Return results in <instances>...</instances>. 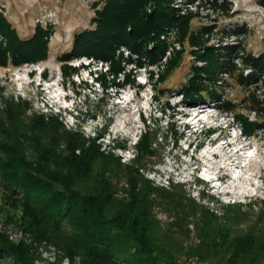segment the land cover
Listing matches in <instances>:
<instances>
[{"label":"trees","instance_id":"16d2710c","mask_svg":"<svg viewBox=\"0 0 264 264\" xmlns=\"http://www.w3.org/2000/svg\"><path fill=\"white\" fill-rule=\"evenodd\" d=\"M103 2L93 19L96 27L77 34L62 61L92 56L108 62L116 79L124 63L160 66L167 48L161 36L176 29L181 42L188 40L203 50L197 56L205 61L204 66H192L188 85L179 90L183 98L206 101L203 80L225 72L244 96L239 104L213 96L220 100V113L231 114L249 137L264 130V53L256 55L242 43L209 46L212 26L193 32L195 16H177L170 0ZM217 4L216 9L230 16L229 3ZM51 32L53 27L37 25L34 35L24 39L0 11V35L5 39L0 41V65L45 59ZM241 32L235 28L228 34ZM121 46L138 57L117 56ZM181 61L177 53L158 79L165 80ZM149 74L155 75L153 70ZM103 77L99 80L106 85ZM124 82L135 84L129 74ZM8 104L0 110V186L8 203V211L0 209V221L17 220L33 241L55 244L66 255L79 256L81 264H264V212L252 223L249 211L230 203L219 216L188 197L181 185L154 186L140 173L143 160L157 154L153 130L140 139V155L124 164L113 152L101 150L96 138L88 140L66 129L57 117L27 121L23 110L28 104ZM122 178L129 184L127 198L115 195V182ZM156 207L167 213V221L157 218ZM9 210L16 211L10 216ZM36 259L32 242L13 241L0 229V264H37Z\"/></svg>","mask_w":264,"mask_h":264},{"label":"rangeland","instance_id":"374dc122","mask_svg":"<svg viewBox=\"0 0 264 264\" xmlns=\"http://www.w3.org/2000/svg\"><path fill=\"white\" fill-rule=\"evenodd\" d=\"M232 1L235 4L230 16L216 18L211 23L206 21L203 13H190L195 16L192 19V31L212 26L213 33L208 45L214 47L217 37L240 28L242 32L239 36L230 34L233 38L230 42L236 40L233 42L242 43L256 55L264 53V0ZM104 3L103 0H0V11H3L22 38L30 39L37 25L53 27L45 59L16 66L12 63L0 65V110H6L8 103L25 102L28 106L23 112L27 121L36 116H45L47 119L57 117L66 129L79 132L88 140L96 138L101 144V150L113 152L124 164H131L140 155V139L143 134L153 130L157 133L153 144L158 149L157 154L144 159L140 169L147 180L154 186L167 189L181 185L188 197L219 216L224 214L228 204H241L243 209L252 214L251 222H255V217L264 212V130L249 137L243 133L240 122L231 114L227 116L220 113L217 107L220 100L217 101L213 96L218 94V99L226 98L238 104L244 96L242 88L229 76L224 88L217 84L218 76L203 80L206 88L201 94L206 101L191 103L183 98L179 90L188 85L193 73L192 66L205 65V61L197 56L203 50L192 46L188 40L181 42L177 30L171 29L175 40L181 45L180 50L177 48L167 60L162 57L160 66L148 65L145 68L136 67L135 62L124 63L125 69L116 79L110 72L108 62L101 59L82 55L69 61L61 60L63 54L71 51L77 34L96 27L93 19L97 9L102 8ZM4 40L0 35V41ZM120 48L122 54L116 53L117 56L138 57L136 53L130 55L128 48ZM177 53H180L182 61L165 80L160 81L158 78L165 70L166 63ZM65 66H69L67 72H64ZM29 68L32 71L27 74ZM149 70L155 73L152 78ZM126 74L135 80V84L124 82ZM100 76H104L102 80L106 85L99 80ZM203 110L199 116L194 114ZM193 118L200 121L191 129ZM201 120L206 122L202 123ZM120 121L121 125L117 127ZM240 140L249 148L243 154L252 156L246 175L256 185H247V194L237 192V188L232 193L221 194L219 190L229 184L230 177L207 182L208 172L205 167L215 162L218 171L220 168H228L230 176L239 175L241 170H232L228 165L232 158L228 160L226 157L239 148ZM217 150L221 154L213 153ZM236 160L242 161V157ZM254 160L258 161L257 165ZM196 167H200L197 173L194 172ZM171 171L173 175H168ZM115 184V195L127 198L128 182L122 178L116 180ZM256 186H261V189L254 194ZM5 200L0 186V209L8 211ZM15 211H10V216ZM155 213L159 220L167 221V213L162 208L156 207ZM14 216L15 219L20 217ZM4 220L1 218L0 229L6 231L10 239L32 242L37 264H81L79 256L72 258L55 244L33 241L17 220ZM192 238L195 240L196 236L192 235ZM187 264L198 263L189 260Z\"/></svg>","mask_w":264,"mask_h":264},{"label":"built area","instance_id":"2783aa9c","mask_svg":"<svg viewBox=\"0 0 264 264\" xmlns=\"http://www.w3.org/2000/svg\"><path fill=\"white\" fill-rule=\"evenodd\" d=\"M223 4V3H229L230 6V12L234 11L233 10V2L232 0H170V8L176 14L177 16H185L188 15L192 12H200L203 13L204 16L206 17V21L211 23V21H215L216 18H224L226 17L220 9H216L214 5ZM151 10V9H149ZM44 16V15H43ZM210 20V21H209ZM47 24V23H46ZM43 26V25H42ZM44 27H47L44 26ZM234 36V35H233ZM161 38L167 42V48L166 52L163 56L164 60H167V58L174 52L177 51L176 49L178 48L179 50L181 49V45L179 44L178 41L175 40V36L173 34V31H167L164 33ZM216 38V37H215ZM232 35L226 34L223 37H217L216 38V44L214 47L220 48L224 45L230 44V43H235L236 40H232ZM125 49V48H124ZM127 50V49H125ZM117 54L121 55L122 50L121 48L117 50ZM132 53L130 52V55ZM129 55H127L128 57ZM32 68H29L27 71V74H29ZM228 77L227 73H220L218 75L217 84L220 85L221 87H225L226 85V79ZM225 98V97H224Z\"/></svg>","mask_w":264,"mask_h":264},{"label":"bare ground","instance_id":"6f19581e","mask_svg":"<svg viewBox=\"0 0 264 264\" xmlns=\"http://www.w3.org/2000/svg\"><path fill=\"white\" fill-rule=\"evenodd\" d=\"M54 76V75H53ZM53 76L51 77V79H53ZM128 104H129V102H128ZM127 104V105H128ZM204 112V110L203 111H200V112H198V114L197 115H200L201 113H203ZM135 122H136V120H135ZM122 123H125V121L124 122H122ZM121 125V121L119 122V123H117V127H119ZM240 145H239V148H238V151L237 152H234V153H231V154H229L227 157H226V159H228V160H230L231 158V160L233 161V160H235V159H238V158H240V157H242V161H239L238 162V165H237V168L238 169H240L241 170V173L239 174V175H237V174H232V176H230V174H229V169L228 168H224V169H226V171H222V170H224V169H219V171H218V165L215 163V162H212L211 163V166H207V167H205V168H207V169H205L207 172H208V174H207V176H208V179H207V182H212L213 180H215V179H223L224 180V178H228V177H230V179H231V181L229 182V184H227L223 189H220L219 190V193H221V194H223V193H232V191H234L235 190V188H237V192H239V193H242V194H247V188H246V186L247 185H251V186H255L256 184H254V182L251 180V178H249L247 175H246V170H247V168L250 166V157H252L251 155H245V154H243V152L245 151V150H247V149H249L248 148V145L247 144H245V143H243V141L242 140H240V143H239ZM213 153H220L221 154V151H219V150H217V151H214ZM206 155L208 156V157H210L209 156V154L208 153H206ZM196 157V156H195ZM192 158V160H193V158H194V156H192L191 157ZM197 161H199L198 160V158H197ZM254 162H255V164L257 165V162L258 161H256V160H254ZM229 164V163H228ZM189 165H191L190 163H189ZM203 166V165H202ZM200 171V167H196V168H194V172L195 173H197V172H199ZM194 173V174H195ZM209 173H211V174H209ZM212 173H215V174H212ZM233 173V172H232ZM168 175H173V171H171V172H168L167 173ZM199 178H203L202 176H200V175H197ZM237 179H239V181H238V183L237 184H235L236 182V180ZM261 189V186H256L255 187V190H254V194H257L258 193V191Z\"/></svg>","mask_w":264,"mask_h":264}]
</instances>
